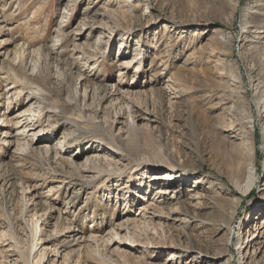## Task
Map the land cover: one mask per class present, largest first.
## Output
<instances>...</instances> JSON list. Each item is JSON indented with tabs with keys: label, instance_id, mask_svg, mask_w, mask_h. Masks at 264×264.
<instances>
[{
	"label": "rangeland",
	"instance_id": "rangeland-1",
	"mask_svg": "<svg viewBox=\"0 0 264 264\" xmlns=\"http://www.w3.org/2000/svg\"><path fill=\"white\" fill-rule=\"evenodd\" d=\"M0 71V264H264V0H0Z\"/></svg>",
	"mask_w": 264,
	"mask_h": 264
},
{
	"label": "bare ground",
	"instance_id": "bare-ground-1",
	"mask_svg": "<svg viewBox=\"0 0 264 264\" xmlns=\"http://www.w3.org/2000/svg\"><path fill=\"white\" fill-rule=\"evenodd\" d=\"M0 96H1V94H0ZM27 110H25V111H27ZM29 110H31V112H32L31 108ZM25 113L26 112H24V114ZM4 115H5V112L2 111L0 113V122L2 120V117H4ZM34 117H35V115H34ZM28 118L29 117H27V121L29 120ZM30 120H31V117H30ZM31 122H33V121H31ZM6 124H8V123H6ZM14 124H15L16 127L20 126L22 124L21 127L23 126V129H25V128L27 129V127L23 125L22 119L16 121ZM6 126H9V125H6ZM27 126H28V124H27ZM20 131H22V130H20ZM22 134H25V133H22ZM262 134H264V126H263V130H262ZM5 141L8 142L7 140H5ZM233 153L235 155V159L238 162L233 161V164L235 166V170L233 171V173L231 175L232 176V182L235 184V186H237L238 191L245 192L246 189H247V186H252L253 184L256 183V167H255V162H254V150H253L252 146L249 145L248 148L246 147L245 149H240L239 152H238V150H236ZM241 158H244V159L245 158H249L250 159L249 166H244L241 163V161L239 160ZM87 161L90 162L91 159L87 160ZM83 170L84 171H89L88 165L84 166ZM165 174L161 175V176H155L154 178L158 177V178H162V179H168V178H172L174 176V175H172L171 172H166ZM262 186L264 187V180L262 182ZM167 191L168 190H166V191L160 190L159 193H166ZM223 204L220 201L216 204V215H215V218H217V221H219L220 218L224 219V220L221 221L220 225L217 226V229L218 230H221V229L223 230V229L227 228V230L229 231L228 244L232 243V244H237L238 245L240 243L241 239H242V235H241V233L239 231L240 224L237 222L238 224L231 225L230 221L227 223V221H226L227 218H230V220H231L233 217H230L229 213L227 214V210H226V208H225V206ZM148 207L149 206H147V205L146 206H142L141 209L143 210L144 215L148 211V209H149ZM57 221H60V218H58ZM47 223L49 224L48 221H47ZM224 223H226V224H224ZM64 228L65 229L60 231L58 229V225L57 224L54 225L53 232H52L53 236L55 235V236H59V237L63 238L62 240H60V239L56 240V241H58L56 246H58V244H62V246L65 247V248H71V246L73 245V242L75 241V239L79 240V242H77V244L82 242V244H79V245H85V246L88 245V246H90L89 244L96 243V241L100 238V237L96 236L97 234L95 236L91 235V236L85 237L84 235H81L79 233V234H76L75 237L72 239L71 236H73V235H71V234L74 232V231H72V226H67V227H64ZM78 235H80V236L78 237ZM118 236H119V232L115 233V236L111 239V241L113 243H117L118 241H117L116 237H118ZM100 241H102V240H100ZM119 242L122 243L123 241L121 240ZM242 243H243L242 245L238 246V253L242 254L243 259H247V258H249V260L251 259V257L249 256V250H248L249 247H251V246H254L253 248L255 250H257L256 251L257 255H259L263 251L262 248L264 249V219H263V221H260L259 224H256V228L254 229V232L251 235H250V232L247 231V236L245 237L244 241H242ZM54 252H56L57 257L59 255L63 257V255L60 254V251H59L58 247H56L54 249ZM256 253L254 252L252 254L256 255ZM71 260H72L71 254H69L68 252H65L63 260H62L63 262L61 264H70Z\"/></svg>",
	"mask_w": 264,
	"mask_h": 264
}]
</instances>
